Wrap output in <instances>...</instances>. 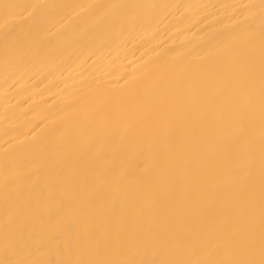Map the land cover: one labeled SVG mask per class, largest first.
I'll return each mask as SVG.
<instances>
[{
  "label": "bare ground",
  "instance_id": "obj_1",
  "mask_svg": "<svg viewBox=\"0 0 264 264\" xmlns=\"http://www.w3.org/2000/svg\"><path fill=\"white\" fill-rule=\"evenodd\" d=\"M0 264H264V0H0Z\"/></svg>",
  "mask_w": 264,
  "mask_h": 264
}]
</instances>
